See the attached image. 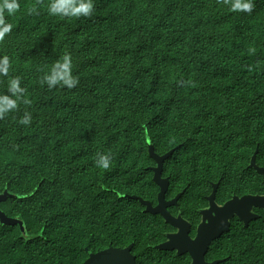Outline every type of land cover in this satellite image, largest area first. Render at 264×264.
I'll return each mask as SVG.
<instances>
[{
	"label": "trees",
	"instance_id": "16d2710c",
	"mask_svg": "<svg viewBox=\"0 0 264 264\" xmlns=\"http://www.w3.org/2000/svg\"><path fill=\"white\" fill-rule=\"evenodd\" d=\"M0 40L8 76L25 89L0 117V264H83L88 252L133 244L136 264H191L161 251L175 229L132 197L157 204L163 156L170 213L192 225L232 196H264V0L234 12L232 0H93L90 17L48 14L51 0H19ZM69 55L74 88L43 78ZM27 101V102H25ZM29 114L28 124L20 120ZM98 154L110 166L98 167ZM248 226L234 218L206 260L264 264V210ZM13 226V227H12Z\"/></svg>",
	"mask_w": 264,
	"mask_h": 264
},
{
	"label": "water",
	"instance_id": "95a60500",
	"mask_svg": "<svg viewBox=\"0 0 264 264\" xmlns=\"http://www.w3.org/2000/svg\"><path fill=\"white\" fill-rule=\"evenodd\" d=\"M252 156L250 167L255 169L259 174L264 176V168L256 164V154ZM173 153L159 156L153 150L149 149L150 157L156 162V166L152 168L153 181L157 184L160 191L157 195V205L144 201L139 197H132L145 206V212L153 215H161L165 222L176 229V232L167 237V240L159 245L157 249L161 251H175L178 255L189 254L191 264H219L221 260L208 262L206 254L211 244L219 239L224 233L229 231L231 220L238 218L245 226L252 220L259 218L258 214L253 213V209L264 210V196L247 195L244 197L232 196V198L219 205L216 202V192L219 184H213V190L207 197L208 207L201 212V223L198 225L195 237L190 236V226L181 217L173 216L168 209L178 206V201L184 191L176 195L173 199L167 200L166 193L168 191V179L163 178V165L165 160ZM11 195L7 192L0 195V203L5 201ZM0 222L10 225H23L18 219H8L4 213L0 212ZM133 244L126 248L108 247L97 253L88 252V258L83 264H136V257L132 254Z\"/></svg>",
	"mask_w": 264,
	"mask_h": 264
},
{
	"label": "clouds",
	"instance_id": "9594fccd",
	"mask_svg": "<svg viewBox=\"0 0 264 264\" xmlns=\"http://www.w3.org/2000/svg\"><path fill=\"white\" fill-rule=\"evenodd\" d=\"M19 9V0H0V40H3L13 29V24L8 22L5 17L13 16ZM231 9L234 12L251 11V0H232ZM93 11V0H51L48 5V14L61 18L90 17ZM9 65V57L0 56V76H8ZM43 81L50 89L57 85H62L69 89L74 88L78 81L72 75L71 57L65 55L60 61L55 62L45 74ZM24 92L25 89L21 87L19 77H12L8 82L7 92L0 94V117L17 109L18 101ZM30 119V115L26 114L20 120V123L26 125L30 122ZM110 160L109 155L98 154L96 164L98 167L107 169L110 166Z\"/></svg>",
	"mask_w": 264,
	"mask_h": 264
},
{
	"label": "flooded vegetation",
	"instance_id": "af4514ba",
	"mask_svg": "<svg viewBox=\"0 0 264 264\" xmlns=\"http://www.w3.org/2000/svg\"><path fill=\"white\" fill-rule=\"evenodd\" d=\"M3 194H4V193H3ZM3 194H0V195H3ZM234 196H235V195H234ZM245 196H247V195H245ZM11 197H12V196H11ZM237 197H238V196H237ZM241 197H244V196H241ZM8 198H9V197H8ZM8 198H7V199H8ZM7 199H6L5 201H3V202L0 203V212L4 213L5 216H6L8 219H17V218H13V217H10V218H9L8 214H7V213L5 212V210L3 209L2 204H3L4 202H6ZM230 199H231V198H230ZM230 199H229V200H230ZM229 200H228V201H229ZM226 202H227V201H226ZM226 202H225V203H226ZM176 207H178V206H176ZM206 209H207V208H206ZM206 209L201 210V211L199 212L200 215H201V212L204 211V210H206ZM255 210H256V209H253V213L257 214ZM171 214H172V213H171ZM172 215H173V214H172ZM173 216H174V215H173ZM178 216H181V215H180V212H179L175 217H178ZM181 217H182V216H181ZM183 219H184V218H183ZM201 219H202V217H201ZM237 219H238V218H237ZM184 220H185V219H184ZM232 220H233V219H232ZM232 220H231V222H232ZM238 220H239V219H238ZM185 221H186V220H185ZM239 221H240V220H239ZM186 222H187V223L189 224V226H190V236H191V237H195L196 232H195V235H194V236L191 235V230H192V225H191V223H189L188 221H186ZM200 223H201V221L199 222V224H200ZM0 224H1V225H7V224L2 223V222H0ZM18 224H19V223L15 224L14 226H16V225H18ZM199 224H198V225H199ZM12 227H13V226H12ZM172 227H173V226H172ZM197 227H198V226H197ZM173 228H174V227H173ZM174 229H175V228H174ZM196 230H197V228H196ZM175 232H176V229H175V231H174L173 233L168 234V236L174 234Z\"/></svg>",
	"mask_w": 264,
	"mask_h": 264
}]
</instances>
